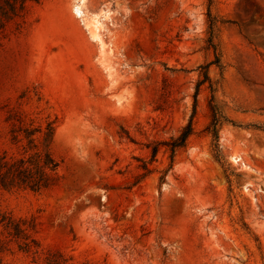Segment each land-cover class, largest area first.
Masks as SVG:
<instances>
[{
    "label": "rangeland",
    "instance_id": "obj_1",
    "mask_svg": "<svg viewBox=\"0 0 264 264\" xmlns=\"http://www.w3.org/2000/svg\"><path fill=\"white\" fill-rule=\"evenodd\" d=\"M78 1L28 3L0 35V152L24 153L7 122L17 112L56 121L60 163L47 191H0V211L34 219L41 245L14 246L3 264L50 252L72 264H264V0H84L88 18L106 16L105 50ZM213 98L232 121L219 160ZM192 116L172 161L164 143Z\"/></svg>",
    "mask_w": 264,
    "mask_h": 264
},
{
    "label": "trees",
    "instance_id": "obj_2",
    "mask_svg": "<svg viewBox=\"0 0 264 264\" xmlns=\"http://www.w3.org/2000/svg\"><path fill=\"white\" fill-rule=\"evenodd\" d=\"M42 0H0V35L7 26L19 20H25L28 3L39 4ZM215 21H211V38L209 44L213 45V31ZM216 64H220L217 58ZM205 73V81H208ZM204 81V82H205ZM200 83L199 85H201ZM211 121L207 132L212 136L216 151V158L220 155V130L225 123L231 122L215 103L210 102ZM12 126V141L21 144L24 153L20 156H9L7 152H0V191H30L42 193L60 182V163L52 153L57 125L56 121L47 120L45 125L33 126L22 119V114L14 112L7 118ZM194 134L193 116L180 135L171 142L164 143L172 153V161L179 149L187 146L189 138ZM158 152L153 147L152 157L155 159ZM145 169H147L145 167ZM164 180V178H162ZM37 224L34 219L18 218L14 215L0 211V264H3L8 253L14 246L24 253L38 254L41 245L36 237ZM46 264H72L61 252H50L46 257Z\"/></svg>",
    "mask_w": 264,
    "mask_h": 264
},
{
    "label": "bare ground",
    "instance_id": "obj_3",
    "mask_svg": "<svg viewBox=\"0 0 264 264\" xmlns=\"http://www.w3.org/2000/svg\"><path fill=\"white\" fill-rule=\"evenodd\" d=\"M84 0H79V4L74 6L75 15L81 19L83 22L86 23L88 29L90 30L94 40L98 41L101 44L103 50L107 48L106 43L104 41V32L106 31V27L104 24V19L106 18L105 15L102 16H95L92 18H88L82 10L81 2L83 3ZM235 162H239L240 159L237 156L232 158Z\"/></svg>",
    "mask_w": 264,
    "mask_h": 264
}]
</instances>
